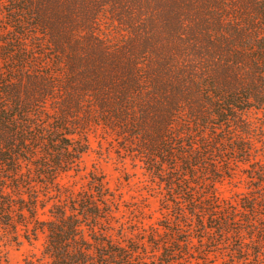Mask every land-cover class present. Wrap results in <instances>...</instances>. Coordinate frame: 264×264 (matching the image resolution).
<instances>
[{
    "label": "trees",
    "instance_id": "obj_1",
    "mask_svg": "<svg viewBox=\"0 0 264 264\" xmlns=\"http://www.w3.org/2000/svg\"><path fill=\"white\" fill-rule=\"evenodd\" d=\"M98 128L174 226L117 240L103 181L60 183ZM241 164L249 191L221 199ZM183 226L264 262V0H0V228L45 238L23 264H189Z\"/></svg>",
    "mask_w": 264,
    "mask_h": 264
},
{
    "label": "rangeland",
    "instance_id": "obj_2",
    "mask_svg": "<svg viewBox=\"0 0 264 264\" xmlns=\"http://www.w3.org/2000/svg\"><path fill=\"white\" fill-rule=\"evenodd\" d=\"M243 167L241 164L232 178L216 184L221 199L235 202L249 191L250 179ZM94 177L101 179L114 195L116 204L113 217L110 224H103L102 227L108 229L106 231L115 239L120 240L122 236L136 239L139 233L149 235L151 228L163 232L164 225L174 226L177 221L175 214L164 204L159 187L152 182L141 164L129 156L120 155L117 141L101 128L90 133L89 150L83 155L79 166L63 173L59 181L74 191H80L88 189ZM182 230L180 239L189 243L185 248L189 251V264L231 263L232 251L228 244L213 246L207 240L206 244H201L195 233L187 232V227L183 226ZM44 239L42 234L31 241L22 236L15 239L11 233L0 228V257L5 264H23L27 257H41Z\"/></svg>",
    "mask_w": 264,
    "mask_h": 264
}]
</instances>
